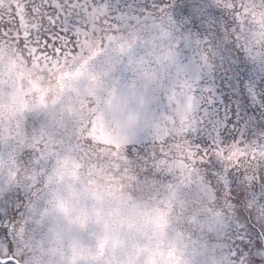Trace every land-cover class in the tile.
Here are the masks:
<instances>
[{"label": "snow or ice", "instance_id": "obj_1", "mask_svg": "<svg viewBox=\"0 0 264 264\" xmlns=\"http://www.w3.org/2000/svg\"><path fill=\"white\" fill-rule=\"evenodd\" d=\"M126 0H12V14L6 21L8 27H0V43L8 45L18 55L13 60L0 65V87H6L16 77L27 76V87L21 88L30 95L39 112L25 111L20 117L22 127L27 133L31 128L29 141L9 146L5 155H11L17 165H23L31 174H46L58 166L75 175L90 170L94 164L93 156L100 159L107 150V156L119 167L122 174L136 185L140 181L155 179L161 184L174 183L172 168L175 164L190 166L198 171L211 164L220 176H231L232 170L264 169V90L261 91L258 114L249 116L245 111L237 121L227 112L221 114L219 103L212 88L206 87L209 78L196 76L191 72L188 58V41L195 39L206 45L205 55L211 53L215 59L223 57L225 62L237 59L233 65L237 71L243 68L237 79L241 84V108L248 109L249 95L244 87L249 80V65H257L256 54L260 52L261 75H264V0H169L154 12L168 14L172 18L169 26L174 40L173 49L168 54L170 63L166 70L176 83V101L180 104L191 102L202 113L197 125L190 127L183 135L186 147L181 154L172 149L175 133L169 139H160L152 132L144 131L130 134L129 126L139 114L155 117L163 107L160 97L153 92L147 98L137 94V86L144 81V72L130 68V64L147 59L140 49L119 45L125 59L118 63L113 60V34L119 32L121 24L139 7L127 4ZM92 10L103 13L102 22L89 20L87 14ZM223 26V32L221 27ZM255 35L256 39L249 37ZM222 40L224 52L216 41ZM239 49L236 57L226 55L228 49ZM215 68V64H213ZM181 76L185 78L181 80ZM87 80L97 86L99 97L83 98L78 104L68 102L80 81ZM255 83L254 78L248 88ZM228 96L223 102L227 103ZM171 107V103L169 104ZM48 121L64 125L68 133L67 142L59 145L49 144L42 134L38 116ZM215 123L222 130L209 140L207 128ZM235 124L234 128L229 125ZM18 127L21 125L18 124ZM242 129V131H241ZM51 134V133H50ZM31 143L33 146L28 147ZM214 180L215 176L209 175ZM251 180L252 177H245ZM49 195L59 201L61 211L67 213L68 205L76 197L51 190ZM219 195V193H217ZM87 203L82 212L88 214L102 199L101 194L91 192L82 196ZM129 208L132 206L129 205ZM144 223L150 225L158 235L168 226V214L159 209L139 213ZM125 216L117 214L118 222ZM129 232L123 238L122 246L130 247L138 240L142 231L138 223H128ZM111 243L109 229L97 237V247L92 255H99ZM248 246H245L247 249ZM257 247H264L258 244ZM166 256V259H165ZM157 257L160 258L158 261ZM28 252L25 249L17 264H26ZM80 264H87L81 261ZM96 264H181L174 250L166 254L155 252L146 262L142 258L130 257L126 262L117 254L108 255ZM251 264H264V260H252Z\"/></svg>", "mask_w": 264, "mask_h": 264}, {"label": "rangeland", "instance_id": "obj_2", "mask_svg": "<svg viewBox=\"0 0 264 264\" xmlns=\"http://www.w3.org/2000/svg\"><path fill=\"white\" fill-rule=\"evenodd\" d=\"M121 2L122 0H117V3ZM168 2L169 0H126L125 6L135 4L139 7L134 15L124 20L119 32L113 34L116 49L113 53V60L118 63L125 59L124 54L119 51L121 43L125 45V51L134 48L146 54L145 61L129 65L130 68L143 71L145 74L143 83L137 86V94L147 98L155 92L160 97L163 107L155 117L151 114L137 115L128 131L130 134L149 131L160 139H169L175 133L176 138L171 146L177 149L179 147L181 154V149L186 147L183 139L184 133L190 127L197 125L202 113L191 102L180 104L176 101V89L173 88L176 81L166 70V66L170 63L168 54L174 46L169 30L172 18L168 14L153 10L163 7ZM11 3L12 0H0V5ZM11 14V7H0V27H8L6 21ZM102 16V12L97 13L95 10L87 14L89 20L97 22H102ZM223 30L222 26L221 31ZM249 39L254 41L256 37L253 35ZM216 43L219 50L224 52L223 41L219 40ZM206 47L199 41L190 39L188 41L189 60L186 62H190L191 72L194 75L203 78L210 77L211 82L207 83L206 87L214 90L219 101L218 111L221 114L227 112L229 118L235 112V118L238 121L243 113L237 109L238 107L235 109L233 102L240 96L241 84L237 76L245 69L241 68L237 71L233 67V65H238V58L225 62L221 57L215 61L211 53L204 54ZM238 50V48L228 49L226 55L236 57ZM17 55L12 47L0 43V65L13 60ZM256 60L257 65H249L248 68L250 79L244 82L246 94L251 93L249 95L251 103H258L261 91L264 90V75H261L259 50H257ZM184 78L181 76V80ZM252 78L255 80L252 86L255 89L254 92L248 88ZM22 86L27 87L26 75L23 78L16 77L6 87H0V264H17L25 249L28 252L26 264H80L81 261L96 264V261L103 258L106 253L114 257L118 254L120 257L119 251L124 247L122 246L123 238L129 232L128 223H136L132 220L133 216L129 214L133 207L130 210L122 209L114 202V195L109 194L110 197H107L98 184H89L85 179H81L84 176L83 171L73 175L65 171L63 166H58L55 171H49L46 174L33 170L29 175L23 165H17L11 155H5L9 146L15 148L18 144H24L32 135L31 128L27 133L25 132L20 117L25 114L26 110L37 113L40 111L33 103L32 97L21 91ZM100 95L101 92L97 86L83 80L73 91L68 102L78 104L83 98ZM225 96H228L227 103L223 102ZM240 102L242 103L241 100ZM170 103L171 107H169ZM252 111L249 112L252 113ZM38 118L42 125V130L38 131H42L49 144L59 145L61 141L54 139L50 134V121L46 120L43 115H39ZM215 123L218 122L210 124L207 128L209 140L223 128V124L217 128ZM18 124L21 126L18 127ZM57 124L64 127L63 124ZM229 127L234 128L235 124ZM27 146L33 145L28 143ZM207 167L211 169V175L216 177L219 188L225 190L224 193L227 196L223 205L225 212L218 214L217 219L223 225L232 228L238 235L235 238L237 242L232 241L236 244L232 249H227L229 252L226 258L230 264L234 261L240 263L247 253H252L255 258L264 260V247H257L258 244L264 245V237L261 242L257 234L251 231L247 221L240 214L239 205L233 197H229L232 191H242L257 221L264 223V184L260 183L261 176H264V169L232 170L231 176L236 178L238 175L242 176L240 180H235L233 183L228 173L220 176L211 168V164ZM259 171H262V175L258 173ZM245 177H252V179L247 180ZM51 190L76 197L75 202L68 205L67 213L61 211L59 201L49 195ZM91 192L101 194L102 199L90 213L85 214L81 210L82 207L85 203L91 207L92 201L91 199L85 201L81 197L89 196ZM118 213L125 216L123 222H118ZM224 214H226V219ZM106 226L109 229L110 246L99 255H92L91 253L95 252L97 247V237L105 233ZM143 238L146 237L141 231L138 240L141 241ZM136 241L132 244L134 245ZM245 246H248L247 249ZM127 248L130 251L132 245Z\"/></svg>", "mask_w": 264, "mask_h": 264}, {"label": "trees", "instance_id": "obj_3", "mask_svg": "<svg viewBox=\"0 0 264 264\" xmlns=\"http://www.w3.org/2000/svg\"><path fill=\"white\" fill-rule=\"evenodd\" d=\"M233 103L235 109L238 107L237 109H240L242 113L245 112V109L241 108V102L238 97ZM248 103L251 108H248V110L253 111L252 113L248 111L247 114L249 116L258 114L260 101L258 103H251L249 100ZM171 147L177 153V156H179V147L178 149L175 146ZM93 160L95 162L91 169L83 171L84 176L82 175L83 177L81 179H85L89 184H98L100 190L106 193L105 196L110 197V195H114V202L117 205H120L122 209L129 210L133 207L131 212L137 215L141 212L159 209L166 212L168 217H170L176 211L178 222L183 224L182 214L189 209H197L209 215H214L216 218L218 214L225 212L223 209L224 199H227L224 193L225 190L219 188L220 185L217 183V179L211 181L208 179L209 175H211V169L207 166L198 171L190 166H181L180 163L175 164L172 168L174 183L171 186L161 184L155 179L140 181L136 185H133L126 178V174L121 173L120 167L107 156V150H105L102 158L97 159L93 156ZM258 173L262 175V171ZM241 177V175H238L236 180H240ZM261 180L260 183L264 184V176H261ZM113 191L114 194H112ZM160 193H164V195H160ZM229 197L235 199L240 207V214L247 221L248 227L252 232L257 234L259 240L262 242V237H264V223L257 221L255 213L247 205L242 191H232V195L230 194ZM149 200L156 201L157 203L155 206L149 207ZM129 205L132 207L129 208ZM199 211L188 218L187 224L184 227L188 225L195 226L199 223ZM132 220L137 223L134 218ZM224 226V228L209 234L207 239L203 231L199 228L194 229L192 233H185L182 229H178L175 232L174 239L169 241L168 229L171 227V221L169 220L167 228L162 233L158 235L153 233L152 241H149L147 238H143L141 241L138 240L134 245L132 244L130 251H128L127 247H122L119 251L120 258H125L124 261L126 262L130 257L143 258L144 254L147 253L150 259L158 251L159 247L168 243L170 250L175 251L176 257L180 262L183 261V264H194L195 258L202 255L203 252H206L210 243L213 251L207 264H230V261L226 258V254L229 252L227 249H232L236 244L235 238L238 235L232 228H229L227 225ZM233 240H235L234 243L232 242ZM177 242L181 244L182 248L191 250L187 260L184 259V252L177 250ZM217 251L220 253L219 256L216 255ZM252 260L259 259L255 258L252 253H247L242 262L232 261V264H251Z\"/></svg>", "mask_w": 264, "mask_h": 264}, {"label": "clouds", "instance_id": "obj_4", "mask_svg": "<svg viewBox=\"0 0 264 264\" xmlns=\"http://www.w3.org/2000/svg\"><path fill=\"white\" fill-rule=\"evenodd\" d=\"M50 133L53 135L54 139L59 140V141H64L65 143L67 142L68 138V133L65 131L64 127L58 126L57 122L55 121H50ZM160 195H164V193H160ZM149 207L155 206L157 203L156 201H148ZM207 203V202H205ZM202 207V206H201ZM197 209H189L186 212L182 214V219H183V224L178 222L177 218V212L174 211L172 215L169 217V220L171 221V227L168 229V240L171 241L175 237V232L178 229H182L183 232L185 233H192L194 232V229L199 228L203 231L204 236L207 237L209 234L216 232L219 229L224 228L225 226L222 225L221 221L217 219L214 215H209L207 213H204L203 211H199L198 214V221L199 223L195 226L193 225H188L187 227H184V225L187 224L188 218L194 214L197 213ZM130 214L133 216V218L137 221V223L141 226L142 228V234L149 240L152 241V227L150 225H147L144 223L143 217L140 215H137L136 213H132L130 210ZM224 217L226 219V214H224ZM177 250L178 251H183L184 252V259L187 260L189 258V253L190 249H184L182 248L181 244L177 242ZM170 250L168 243H165L163 246L159 247L158 251H162L165 254ZM212 245L209 243L208 250L206 252H203L202 255L199 257L195 258L194 264H207L210 256L212 255ZM216 255L219 256L220 253L217 251ZM145 262L149 259V254L145 253L143 258ZM158 261L160 260L159 257H157ZM166 259V256H165ZM183 264V261L181 262Z\"/></svg>", "mask_w": 264, "mask_h": 264}]
</instances>
